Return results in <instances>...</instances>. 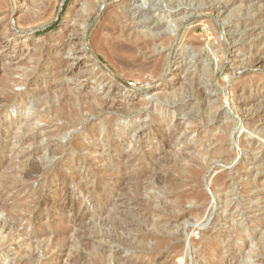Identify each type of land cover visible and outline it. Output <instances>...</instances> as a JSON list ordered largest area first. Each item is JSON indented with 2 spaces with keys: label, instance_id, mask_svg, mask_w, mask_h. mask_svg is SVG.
Masks as SVG:
<instances>
[{
  "label": "rangeland",
  "instance_id": "374dc122",
  "mask_svg": "<svg viewBox=\"0 0 264 264\" xmlns=\"http://www.w3.org/2000/svg\"><path fill=\"white\" fill-rule=\"evenodd\" d=\"M9 1L0 264H264V0H40L20 29L10 23L28 5ZM130 24L154 42L135 59L94 42ZM11 79L19 96L7 102ZM23 131L39 140L22 148L10 138ZM226 133L229 160L210 153ZM44 146L26 171L23 156ZM198 151L206 168L194 178Z\"/></svg>",
  "mask_w": 264,
  "mask_h": 264
},
{
  "label": "bare ground",
  "instance_id": "6f19581e",
  "mask_svg": "<svg viewBox=\"0 0 264 264\" xmlns=\"http://www.w3.org/2000/svg\"><path fill=\"white\" fill-rule=\"evenodd\" d=\"M12 1V0H11ZM25 2H26V5H28V8H27V11L26 12H24V14L21 16V18L16 22V24L17 25H15V24H11L10 23V25H11V27H12V29H14V26H15V29H17L18 27V29H20L21 28V26H23V25H27V24H29V23H31L32 22V20H33V18H34V15H35V13H36V8H38L39 7V3H40V0H25ZM49 3L51 2V0H49L48 1ZM14 3V2H13ZM9 4H10V1L9 0H0V13L1 14H7L8 13V8H7V6H9ZM11 5H12V3H11ZM14 6V5H13ZM12 6V7H13ZM16 10V9H15ZM24 10V9H23ZM11 13H12V11L10 12V15H11ZM113 13V12H112ZM170 13V12H169ZM0 14V15H1ZM120 14H121V12H120ZM124 14V13H123ZM133 14H134V12H133ZM3 16H5V15H3ZM12 16V15H11ZM124 16V15H123ZM125 16H127V15H125ZM124 16V17H125ZM117 18H118V16H116ZM115 17V18H116ZM3 18V17H2ZM10 18V17H9ZM122 18V17H121ZM5 19V18H4ZM127 19V18H126ZM139 19V18H138ZM10 20V19H9ZM8 20V21H9ZM115 20V19H114ZM131 22H132V24L133 23H135V17L133 18V16H132V18H131ZM108 21H112V19L110 18ZM127 21V20H126ZM122 22V21H121ZM170 22H172V21H170ZM32 23H34V22H32ZM115 23V22H114ZM114 23H112V24H114ZM120 23V22H119ZM130 23V22H129ZM183 23V22H182ZM36 24V23H35ZM136 24H139V22H137ZM29 26V25H28ZM31 26V25H30ZM29 26V27H30ZM46 26V23H42V24H36V26H34V27H32V29H30V31H35L36 29H40V28H44ZM144 26V25H143ZM17 27V28H16ZM27 27V26H26ZM122 27V30H120L119 31V34H118V31L116 32L118 35H116V33L115 32H113V31H111V32H113V34L111 35L110 34V31H109V36H108V34H104L103 36H101V34H99L101 37H100V39L99 38H95L94 40V42H100L103 46H105V48L109 51V53H110V55H114V56H116V58L118 59V61L119 60H127V59H135V53H136V51L137 50H140V52H142V50H144V49H148V48H151L152 49V46L154 45V42L150 39V40H148V38L146 37V33H144V32H141V31H137V29H138V26H131V24L130 25H123V26H121ZM135 27H137V29L135 28ZM169 27H170V24H169V26H167V28L169 29ZM10 28V27H9ZM126 28H128V30L126 31ZM171 28V27H170ZM115 29V28H114ZM121 29V28H120ZM167 29V31H165L164 33H168V34H170L171 35V32H170V30H168ZM11 30V29H10ZM25 30V29H24ZM112 30V29H111ZM119 30V29H118ZM145 31V30H144ZM11 32H13V31H11ZM155 33V32H154ZM159 35H160V33H159ZM151 36V35H150ZM97 37H98V34H97ZM158 37V36H157ZM156 37V38H157ZM155 38V37H154ZM161 38V37H160ZM160 38H158V39H160ZM166 38V37H165ZM165 38H164V40H165ZM207 39V38H206ZM124 40H126V43H124ZM161 40V39H160ZM163 40V39H162ZM156 41V40H155ZM166 41V40H165ZM164 41V42H165ZM157 42V41H156ZM160 42V41H159ZM158 43V42H157ZM67 44V43H66ZM96 44V43H95ZM129 44H135V47L134 46H131V45H129ZM71 45V44H70ZM61 46V45H60ZM64 46V45H63ZM199 46V45H198ZM54 47V46H53ZM43 48H41V50H42ZM63 49V48H62ZM62 49H60V51H61V54H62ZM77 48L75 47V46H73V43H72V45L68 48V51L69 52H76L75 50H76ZM146 49V50H147ZM151 49H150V51H151ZM145 50V51H146ZM149 51V52H150ZM144 52V51H143ZM147 52V51H146ZM145 52V53H146ZM149 52H147V55H148V53ZM152 52V51H151ZM155 52V51H154ZM66 52H63V55L65 54ZM138 54V53H137ZM141 58H144V57H141ZM160 58H161V56H160ZM77 58H75V60H76ZM260 59V58H259ZM142 60V59H141ZM262 60V59H261ZM261 60H256V65H258L260 62H261ZM129 61V60H128ZM124 62V61H123ZM156 62V61H155ZM158 62L160 63L161 61H159L158 60ZM121 63V62H120ZM157 63V62H156ZM155 63V64H156ZM157 65H158V63H157ZM156 66V65H155ZM160 67V66H159ZM257 67V66H256ZM155 68H158V66L157 67H155ZM161 68V67H160ZM169 68V67H168ZM245 68V67H244ZM64 69V68H63ZM159 69V68H158ZM59 70V69H58ZM160 70V69H159ZM163 72L164 71H166V68H165V70H162ZM57 73V72H56ZM63 73V77H65V76H67V75H69V74H72L73 73V68H69L68 67V69L67 70H64V72H62ZM73 75V74H72ZM173 75V74H172ZM28 82V81H27ZM19 84H21V82H20V80H16V79H11V80H9V85H8V89H7V91L5 92V96H4V98H5V101H7V102H10V101H13L14 99H16L18 96H19V93L18 92H16V91H14L13 89H12V86H14V85H19ZM62 84V83H61ZM227 86V85H226ZM179 88V87H178ZM67 89V88H66ZM77 89V88H76ZM175 90V89H174ZM79 91V90H78ZM80 92V91H79ZM79 92H78V94H79ZM128 92V90H126L125 91V94ZM45 93H46V91H45ZM175 93V92H174ZM76 94H77V91H76ZM43 95V94H42ZM79 97V96H78ZM68 98V97H67ZM89 98V97H88ZM93 98H95V97H93ZM76 99V98H75ZM78 99V98H77ZM4 100V99H3ZM21 100V99H20ZM79 100V99H78ZM83 100V99H82ZM88 100V99H87ZM100 99H98V98H96L94 101H96L98 104H99V101ZM41 101V103L43 104V101L42 100H40ZM74 101V100H73ZM77 101V100H76ZM92 101V100H91ZM65 102V101H64ZM82 102V101H81ZM90 102V101H89ZM71 103V102H70ZM74 102H72V107L74 106V104H73ZM109 103H111V104H113L114 105V103H115V97H113L110 101H109ZM65 104H67V103H65ZM127 104V103H126ZM126 104H124V105H126ZM45 105V104H44ZM76 105V107H77V104H75ZM82 105V104H81ZM100 105V104H99ZM131 105V104H130ZM50 106V105H49ZM60 106V105H59ZM62 106H64V107H66L67 105H62ZM61 106V107H62ZM80 106V105H79ZM86 106V105H85ZM132 106V105H131ZM261 106V105H260ZM10 107V106H9ZM68 107L70 108L71 107V105H68ZM99 107V106H98ZM103 107V106H102ZM40 108V107H39ZM47 108V107H46ZM75 108V107H74ZM107 108V107H106ZM41 109H43V108H41ZM45 109V108H44ZM55 109V108H54ZM54 109H52V110H54ZM71 109V108H70ZM70 109H68V114H71V113H69V111H70ZM86 110H87V108H85ZM93 109V108H92ZM102 109V108H101ZM136 109V108H135ZM56 110V109H55ZM54 110V111H55ZM64 110V109H63ZM66 110V109H65ZM81 110V109H80ZM98 110V109H97ZM62 111V110H61ZM45 112H46V110H45ZM53 112V111H52ZM73 112V111H72ZM90 112V111H89ZM93 112V111H92ZM91 112V113H92ZM60 113V112H59ZM67 113V112H66ZM74 113V112H73ZM82 113V112H81ZM52 114V113H51ZM68 114H67V116H68ZM80 114V113H79ZM72 115V114H71ZM75 115V114H74ZM90 115V114H89ZM43 116V114L41 113L40 114V117H42ZM79 116V115H78ZM19 120V119H18ZM62 121V120H61ZM14 122H16V121H14ZM13 122V123H14ZM7 123V122H6ZM11 123V122H10ZM19 124V123H18ZM23 124H26V126L28 127H30V126H33V123H30V120L28 119V118H26L25 120H23ZM228 124V123H227ZM14 125V124H13ZM1 127V126H0ZM14 129V128H13ZM23 129V128H22ZM228 129V128H227ZM14 135V134H13ZM54 136V135H53ZM39 135L38 134H35V133H28V131H23L22 132V134L21 135H19L18 137L16 136V134L12 137V138H10V139H15V141H16V143H18V144H20L21 146H22V148L25 146V145H27V144H31V143H35V141L37 142V140H39ZM228 137V133H226L225 135H223V136H221L219 139H218V142H219V144H218V146L214 149V150H212L210 153L212 154V155H214V156H220V157H223V158H225L226 160H229V159H231V153L229 152V151H226V152H223V150H224V146H223V142L226 140V138ZM6 139V138H5ZM9 139V140H10ZM49 139V138H48ZM51 139V138H50ZM1 141V140H0ZM11 142V141H10ZM5 143V142H4ZM37 144V143H36ZM57 144V143H56ZM52 145V144H51ZM1 146V145H0ZM49 146H44V147H37V148H35V149H33L30 153H28V155H24L23 157H25V158H32L31 160H29V162L26 164V171H28L29 169H35V168H38V164L37 163H35L36 161H33V159L37 156V155H39L40 153H42V150H44L43 148H48ZM87 149V148H86ZM49 150V149H48ZM52 151V150H51ZM27 153V152H26ZM10 154V153H9ZM206 154L207 153H203L202 151H198V155H197V159H198V161H199V163H198V167H196L195 168V173H194V178H199L200 177V174H201V170H203L204 168H206V165L204 164V161H205V156H206ZM51 155V154H50ZM234 155V154H233ZM45 157V156H44ZM49 157H51V156H49ZM10 158V157H9ZM22 161V163H26V160H21ZM75 161V160H74ZM8 162V161H7ZM6 162V163H7ZM43 162V161H42ZM45 162V161H44ZM13 164V163H12ZM41 164V163H40ZM43 165V164H42ZM210 165V164H209ZM4 166V165H3ZM21 166H22V164H21ZM20 166V167H21ZM28 166H29V168H28ZM52 167V166H51ZM57 167V166H56ZM187 167V166H186ZM28 168V169H27ZM40 168V167H39ZM38 168V169H39ZM8 169V168H7ZM42 169V168H41ZM12 171V170H11ZM37 171V170H36ZM133 171H135V170H133ZM25 172V171H24ZM34 172V171H33ZM28 173V172H27ZM26 173V174H27ZM38 173V172H37ZM133 173V172H132ZM135 173V172H134ZM33 174V173H32ZM79 174V173H78ZM142 174H144V173H142ZM27 175H29V174H27ZM27 175H25V176H27ZM37 175V174H36ZM133 175V174H132ZM28 177V176H27ZM140 173H139V171L137 170V172H136V176L134 177V178H137V179H140ZM127 178H131V176L129 177L128 175H127ZM23 179V178H22ZM132 179V178H131ZM141 180V179H140ZM197 180V179H196ZM122 181V180H121ZM220 181V180H219ZM126 182V181H125ZM221 182V181H220ZM4 184H6L5 182L3 183V182H1L0 183V186H3ZM6 187H8L7 185H6ZM0 196H1V192H0ZM123 197V196H122ZM126 198V197H125ZM199 198V197H198ZM115 201H116V206H117V208H119V210H118V212H119V214H121V212H123L124 210H126V207H127V204L128 203H126L127 201H124L123 200V198H121L120 196L117 198V199H115ZM185 201H186V199H185ZM3 202V201H2ZM120 202V203H119ZM0 207L2 208L3 206H2V204H0ZM123 215V214H122ZM126 215V214H125ZM12 216V218L14 219V220H17V217L18 216H15V215H11ZM32 216V215H31ZM7 217V216H6ZM28 218V217H27ZM35 218V217H34ZM180 218V217H179ZM124 218L120 215V217H118V219L116 220V221H118L119 220V225L120 226H125V224L127 223L126 222V220H123ZM1 220V219H0ZM4 220V219H3ZM7 220V219H6ZM13 220V221H14ZM122 220L124 221V222H122ZM0 222H2V221H0ZM5 223V222H4ZM12 223V222H11ZM129 223V222H128ZM1 224V223H0ZM8 224V223H7ZM118 224V223H117ZM5 225H6V223H5ZM9 225V224H8ZM12 225V224H11ZM17 225V224H16ZM13 226V225H12ZM10 227V226H9ZM15 227V226H14ZM8 228V227H7ZM6 228V229H7ZM125 230V229H124ZM17 231V230H16ZM42 235V234H41ZM56 235V234H55ZM68 235V234H67ZM85 235V234H84ZM56 237V236H55ZM81 237V236H80ZM86 237V236H85ZM88 237V236H87ZM58 238V237H57ZM86 239V238H85ZM83 240H84V238H83ZM82 240V241H83ZM89 241H87L86 242V240H85V242L84 243H88ZM86 245V244H85ZM84 245V246H85ZM24 254V253H23ZM101 256V255H100ZM24 257V256H23ZM16 260V259H15ZM117 260L118 261H120V263H128V260H127V258H125V257H123L122 255H117ZM24 261V260H23ZM17 262V261H16ZM21 262V261H20ZM20 264V263H19ZM22 264V263H21Z\"/></svg>",
  "mask_w": 264,
  "mask_h": 264
}]
</instances>
